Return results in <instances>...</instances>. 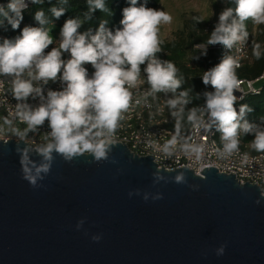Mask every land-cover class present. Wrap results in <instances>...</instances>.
I'll list each match as a JSON object with an SVG mask.
<instances>
[{
	"label": "clouds",
	"instance_id": "clouds-1",
	"mask_svg": "<svg viewBox=\"0 0 264 264\" xmlns=\"http://www.w3.org/2000/svg\"><path fill=\"white\" fill-rule=\"evenodd\" d=\"M229 2L235 7L224 8L207 42L195 45L201 49V56L207 55L209 45L217 44L229 52L242 51L237 46L248 42L247 22L264 24V0ZM29 3L43 4L44 0L0 3V27L6 21L12 30L19 29ZM58 3L67 5L69 0H58ZM126 3L128 7L122 9L119 28L110 29L108 20H102L95 31L89 28L81 32L78 30L91 20L96 10L113 15L107 0H87L89 8L83 20L80 17L67 19L60 30L58 46L47 52L54 39L51 30L45 27L49 20L42 9L33 17L39 26L25 25L19 35L0 40V89L5 84L10 85L4 89L5 96L10 95L17 101L18 114L26 125L22 130L15 129L16 135L24 140L46 122L49 129L46 142L36 149L23 143V148L16 147L23 179L32 187L40 186L38 182L49 174L55 155L65 162L81 156L91 157L93 162L108 160L113 147L119 145L116 132L125 113L141 100L147 101L148 97L159 93L171 94L166 107L174 117L182 115L190 103L188 89L178 92L183 84L179 69L171 60L157 56L162 51L160 26L171 24L173 17L164 10L146 7L147 0L142 3L126 0ZM65 11V7L50 8L52 17L57 20ZM195 20L201 21L198 17ZM252 53L259 60L264 57V47L255 42ZM85 65H91L94 71L90 74ZM240 67L239 57L228 54L219 64L204 71L200 77L202 83L214 91H206L204 105L190 109L187 117L197 129L210 131L215 126L221 134L222 152L228 156L239 151L241 134L254 135L251 147L264 153V126L246 119L253 109L247 104H240L238 111L234 107L237 103L234 91L241 83L237 75ZM50 84H58V88L54 90ZM140 85L147 88L134 100ZM33 151L38 154V162L31 158ZM153 177L154 185L165 179L158 172ZM174 182L185 184L184 173H178ZM191 187L195 190L196 186ZM133 195L141 193L139 190L129 192L130 197ZM142 198L147 201L149 195L144 194ZM151 198L163 197L157 192ZM255 203L260 204L261 199ZM83 223L84 220L77 222V230ZM100 239L99 235L92 236L94 242ZM225 247L220 245L215 254L222 256Z\"/></svg>",
	"mask_w": 264,
	"mask_h": 264
},
{
	"label": "water",
	"instance_id": "water-1",
	"mask_svg": "<svg viewBox=\"0 0 264 264\" xmlns=\"http://www.w3.org/2000/svg\"><path fill=\"white\" fill-rule=\"evenodd\" d=\"M22 143L0 141V264H264V196L255 185L215 168L200 176L158 169L119 144L101 162L55 155L32 187L16 152ZM156 172L165 179L154 185ZM180 172L185 184L174 182ZM157 192L163 198L153 200Z\"/></svg>",
	"mask_w": 264,
	"mask_h": 264
},
{
	"label": "built area",
	"instance_id": "built-area-1",
	"mask_svg": "<svg viewBox=\"0 0 264 264\" xmlns=\"http://www.w3.org/2000/svg\"><path fill=\"white\" fill-rule=\"evenodd\" d=\"M0 3L7 4L4 1ZM31 4L29 3L28 8ZM58 40L59 35L57 39L55 38L54 46H58ZM237 47L242 48V51L233 49L229 52L221 45H217L214 48L218 51L217 64L223 56L229 54L239 57L242 65L248 57L251 43L248 40L245 45ZM50 50L51 48L45 51ZM85 67L88 68L90 74L94 71L91 65H85ZM262 80H264V75L254 81L240 80L239 88L234 91L237 97L234 107L237 111L248 94L258 93L254 90V85ZM49 87L55 90L58 84H50ZM205 87L206 91H214L211 86ZM7 88H10V85L5 84L4 88L0 89V141H21L34 150L46 142V134L49 131L47 122L21 140L14 130L19 128L22 130L26 125L18 114L17 101L10 95L5 96L4 89ZM139 88L140 91L136 92L134 100L140 98L147 85H140ZM170 97L171 94H156L155 97H148L147 101L141 100L139 105H134L125 113V118L116 132L118 144L126 146L132 154L138 157H152V162L158 169L162 167L166 171H173L186 168L200 176L204 169L215 168L220 174L234 175L241 185L246 183L255 185L260 189L261 195L264 194V154L250 155L246 152L242 144V134L239 151L231 156L224 154L221 134L215 126L210 131H205L202 128L197 129L191 122L185 131L171 130L169 127L177 117L172 116L166 107V100ZM261 124L264 126V120ZM199 148L200 151H198Z\"/></svg>",
	"mask_w": 264,
	"mask_h": 264
},
{
	"label": "trees",
	"instance_id": "trees-1",
	"mask_svg": "<svg viewBox=\"0 0 264 264\" xmlns=\"http://www.w3.org/2000/svg\"><path fill=\"white\" fill-rule=\"evenodd\" d=\"M0 1L8 2V0ZM159 1L160 0H147L146 7L154 8L159 3ZM140 2L142 3L143 0H140ZM54 6L66 8L64 15H62L58 20L53 18L50 12V8ZM107 7L110 9L113 15L109 16L106 12L96 10L91 14V20L85 22L78 31L83 32L89 28L95 31L102 20H108L107 26L110 29L119 28V21L122 19V9L128 7L126 0H107ZM213 7L214 18L211 22H197L193 20L189 21L188 24L191 26H187L188 32L186 37L178 43L173 42L162 44V51L157 54V56L162 60H171L179 69L178 75L183 78V84L181 85V88L178 89V92L185 89L189 90L190 103L185 106L183 114L177 117V119L170 125L169 128L171 130H187L191 125V121L187 119L190 109L201 108L204 104L203 94L206 92V87L202 83L200 77L203 75L204 71H207L217 65L216 61L218 51L214 48L219 44L215 46L209 45L206 56H201L199 52L201 49L196 48L195 45L206 43L209 39L210 33L214 30L215 24L218 22V16L220 12L226 7H235V5L230 3L229 0H221L219 2L213 3ZM88 8L89 6L87 4V0H69L67 5L58 3V0H51L50 3L49 0H44L43 4H31L30 7L23 12L24 18L19 29L12 30L10 25H8L5 21L4 26L0 27V40L3 38L11 39L19 35L20 31L25 25L39 26L33 18L35 12L38 10H44L49 20V23L45 25L47 29L49 27H57L61 30L62 25L69 18L80 17L83 20L84 16L88 13ZM51 21L53 22L54 26ZM247 30L249 32L248 40L251 43V47L248 52L247 59L244 61L241 67L237 69V75L239 80L254 81L260 76L264 75V57L257 60L252 53L253 43L259 42L262 47H264V24L258 25L254 30L253 22L248 21ZM53 39L54 44L50 45L49 48H52L55 45V38L53 37ZM141 69H143L142 65ZM260 82H263L262 88L260 90L254 89L258 93L248 94L241 104H247L253 109L251 113L246 115V119L250 123L263 126L261 122L264 120V80ZM241 139L244 149L250 155L264 154L255 151L251 147V142L254 139V135L242 134Z\"/></svg>",
	"mask_w": 264,
	"mask_h": 264
},
{
	"label": "rangeland",
	"instance_id": "rangeland-1",
	"mask_svg": "<svg viewBox=\"0 0 264 264\" xmlns=\"http://www.w3.org/2000/svg\"><path fill=\"white\" fill-rule=\"evenodd\" d=\"M219 1L221 0H160L152 9L164 10L173 17L171 24L160 26L162 44L178 43L184 39L188 32L187 26H191L188 24L189 21H196V17L201 20L199 22H211L214 18L213 3ZM253 25L255 30L258 25ZM48 29L51 30L50 35L57 39L60 29L57 27H49ZM262 86L263 82L254 85L256 90H260Z\"/></svg>",
	"mask_w": 264,
	"mask_h": 264
}]
</instances>
